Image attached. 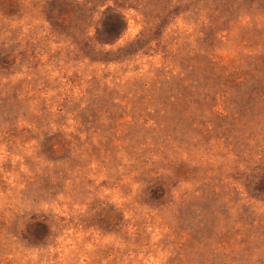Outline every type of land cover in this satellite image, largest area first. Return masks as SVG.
Returning <instances> with one entry per match:
<instances>
[{"label": "rangeland", "instance_id": "1", "mask_svg": "<svg viewBox=\"0 0 264 264\" xmlns=\"http://www.w3.org/2000/svg\"><path fill=\"white\" fill-rule=\"evenodd\" d=\"M0 264H264V0H0Z\"/></svg>", "mask_w": 264, "mask_h": 264}]
</instances>
